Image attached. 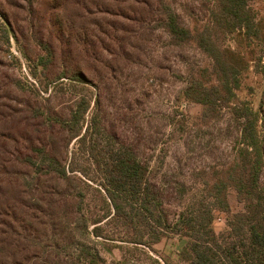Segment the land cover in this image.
<instances>
[{
  "label": "trees",
  "instance_id": "obj_1",
  "mask_svg": "<svg viewBox=\"0 0 264 264\" xmlns=\"http://www.w3.org/2000/svg\"><path fill=\"white\" fill-rule=\"evenodd\" d=\"M24 1L23 29L40 53L28 57L17 37L23 35L18 17L12 13L11 28L0 4L4 38L12 37L19 45L43 92L75 89L79 99L66 116L52 109L40 112L44 131L26 130L31 136L25 150L12 153V167L0 165V264H104L87 241H100L110 253L105 243L114 239L104 226L111 224L129 235L127 244L149 249L168 235L185 238L177 264H264L261 110L240 96L251 89L246 84L249 74L264 76V16L252 8L253 0H203L207 18L193 28L180 23L168 0H150L144 6V14L173 45L193 44L209 60L188 74L180 99L200 105L204 119L234 104L232 111L240 120L233 164L225 174L203 181L199 194L173 216L148 177L147 165L121 149L106 160L95 159L96 117L86 120L90 98L77 90L94 87V75L80 69L79 62L88 65L93 57L102 59L109 47L106 40L118 44L120 29L107 16L122 15L124 0ZM93 103L98 105L99 100L94 98ZM72 141L76 146L69 152ZM83 157L87 166L79 162ZM93 169L98 180L90 178ZM230 187L242 203L239 211L231 209ZM89 189L97 193L99 206L89 200ZM216 212L226 215V228L220 233L213 226ZM47 246L65 251L64 258L40 261ZM162 261L173 264L167 258Z\"/></svg>",
  "mask_w": 264,
  "mask_h": 264
},
{
  "label": "rangeland",
  "instance_id": "obj_2",
  "mask_svg": "<svg viewBox=\"0 0 264 264\" xmlns=\"http://www.w3.org/2000/svg\"><path fill=\"white\" fill-rule=\"evenodd\" d=\"M168 1L183 26L193 28L205 22L208 6L205 1ZM123 2L122 15L111 13L107 16L108 22L115 23L120 29L118 44L106 40L109 47L102 59L93 57L88 65L79 62L80 69L94 75V87L77 90L90 98L86 120L91 115L96 117V130L92 132L95 159L106 160L121 149L147 165L148 177L156 183L173 216L183 210L188 199L199 194L203 181H212L225 174L233 164L240 120L232 111L234 104L216 117L204 119L200 105L180 99L188 74L209 64L208 58L193 44L173 45L157 23L144 14V6L150 0ZM0 4L11 28L12 13L18 17V25L23 30V35L17 34L19 43L33 59L40 53V48L23 29L25 1L0 0ZM251 6L264 16V0H253ZM2 25L0 19V165L10 168L15 161L12 153L25 150L29 134L26 130L44 131L39 113L52 109L58 115L66 116L79 97L75 95V89L65 93L43 92L30 75L29 61L20 52L19 45L12 37L9 41L4 38ZM246 84L251 89L240 96L250 99L253 108L261 110L260 133L264 146V76L251 73ZM94 98L99 100L98 105H94ZM75 146L72 141L69 152ZM79 162L86 166L89 163L84 157ZM96 170L89 171L94 180L99 178ZM261 182L264 184V170ZM227 195L232 211L241 210L242 203L232 187L228 188ZM88 198L99 206L93 189H89ZM215 216L214 229L217 233L223 232L226 215L216 212ZM104 227L114 239L105 243L110 247V253L100 241H87L99 251L104 264H163L164 258L177 264L178 253L187 242L185 238L168 235L149 249L127 244L129 235H124L112 224ZM64 256L65 251L56 252L47 246L40 261L57 262Z\"/></svg>",
  "mask_w": 264,
  "mask_h": 264
}]
</instances>
